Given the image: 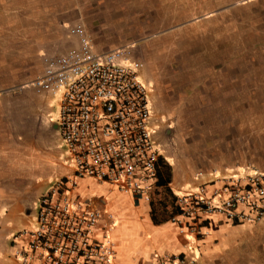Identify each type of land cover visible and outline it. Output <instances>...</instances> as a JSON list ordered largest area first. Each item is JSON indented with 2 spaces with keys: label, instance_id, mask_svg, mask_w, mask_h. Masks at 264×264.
I'll return each mask as SVG.
<instances>
[{
  "label": "crops",
  "instance_id": "crops-1",
  "mask_svg": "<svg viewBox=\"0 0 264 264\" xmlns=\"http://www.w3.org/2000/svg\"><path fill=\"white\" fill-rule=\"evenodd\" d=\"M75 25L94 52L126 47L140 60L136 75L150 80L158 155L175 196L201 186L210 195L224 178L264 173V0H0V264H20L14 235L2 236L4 218L33 214L35 223L38 197L72 171L56 127L59 97L27 82L44 57L77 46L67 32ZM71 194L101 212L97 234L112 215L108 264H156L162 255L177 264H264V217L199 215L194 234L190 221L152 223L149 199L91 177Z\"/></svg>",
  "mask_w": 264,
  "mask_h": 264
},
{
  "label": "built area",
  "instance_id": "built-area-1",
  "mask_svg": "<svg viewBox=\"0 0 264 264\" xmlns=\"http://www.w3.org/2000/svg\"><path fill=\"white\" fill-rule=\"evenodd\" d=\"M69 31L77 37L76 48L44 57L41 72L27 85L59 97L56 127L72 171L38 197L34 227L14 235L12 255L20 264H108L112 215L97 234L101 212L71 194L77 180L91 177L145 200L155 183L159 155L149 139L148 101L136 75L141 62L126 47L94 52L81 25ZM174 204L178 212L169 220L178 226L190 221L194 234H201L199 215L258 222L264 217V173L224 178L210 195L201 186L176 196ZM180 261L162 255L156 264Z\"/></svg>",
  "mask_w": 264,
  "mask_h": 264
},
{
  "label": "rangeland",
  "instance_id": "rangeland-1",
  "mask_svg": "<svg viewBox=\"0 0 264 264\" xmlns=\"http://www.w3.org/2000/svg\"><path fill=\"white\" fill-rule=\"evenodd\" d=\"M69 29H70V26L67 28V32L68 33H70ZM70 34H72V33H70ZM72 35H74V34H72ZM136 58L138 59V57H136ZM137 78H138V81L142 84V86L145 89L146 97L148 95H151L152 92H151L150 80L147 77V75L145 74V71L144 70H140ZM55 101H56V99H55ZM147 101H148V98H147ZM53 103H55L54 107H56V105H57L56 102L53 101ZM147 108H148L147 130H148V134H149V139H150L152 147L159 153L161 151V149H160V146H161L160 137H159V133L157 131V128L154 127V120H152V118H151L152 109L150 108L149 103H147ZM39 139H41V138H39ZM58 147H59V150H62V146L61 145L58 144ZM251 172H254V171H251ZM246 173H250V172L248 171ZM150 195H151L150 199L154 200V199L157 198L156 192H154V191ZM32 211L35 212L34 209ZM32 215L33 214H31V216L22 215L18 219L17 218H13L11 216L5 217L4 218V223H3L5 228H3L4 232L2 230V233H4L2 236L4 238H6V239L7 238L9 239V238L12 237V235L17 234L19 231H21L23 229H31V228H33L34 227L33 226L34 223L32 222V220H33Z\"/></svg>",
  "mask_w": 264,
  "mask_h": 264
},
{
  "label": "trees",
  "instance_id": "trees-1",
  "mask_svg": "<svg viewBox=\"0 0 264 264\" xmlns=\"http://www.w3.org/2000/svg\"><path fill=\"white\" fill-rule=\"evenodd\" d=\"M157 181L156 185H162L158 189H154L156 192V199H149V215L152 223L157 224L168 220L172 215L178 212L174 204L175 195L170 191L166 183L169 181V166L163 164L161 157H157L155 162ZM161 174L165 178L161 179Z\"/></svg>",
  "mask_w": 264,
  "mask_h": 264
}]
</instances>
